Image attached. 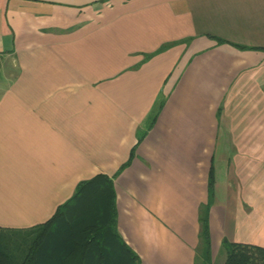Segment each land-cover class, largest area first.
<instances>
[{
	"label": "crops",
	"instance_id": "crops-1",
	"mask_svg": "<svg viewBox=\"0 0 264 264\" xmlns=\"http://www.w3.org/2000/svg\"><path fill=\"white\" fill-rule=\"evenodd\" d=\"M97 174L137 264L264 247V0H0V227Z\"/></svg>",
	"mask_w": 264,
	"mask_h": 264
},
{
	"label": "trees",
	"instance_id": "trees-1",
	"mask_svg": "<svg viewBox=\"0 0 264 264\" xmlns=\"http://www.w3.org/2000/svg\"><path fill=\"white\" fill-rule=\"evenodd\" d=\"M213 177L208 188L211 196ZM115 194L112 181L103 174L78 183L72 197L58 206L44 222L28 229L1 228L29 232L32 239L24 256L15 261L0 245V264H137L138 255L122 240L115 226ZM208 204L200 210L199 245L203 264H211L208 231ZM2 236L0 235V238ZM223 264H264V247L254 244L221 242Z\"/></svg>",
	"mask_w": 264,
	"mask_h": 264
},
{
	"label": "rangeland",
	"instance_id": "rangeland-1",
	"mask_svg": "<svg viewBox=\"0 0 264 264\" xmlns=\"http://www.w3.org/2000/svg\"><path fill=\"white\" fill-rule=\"evenodd\" d=\"M0 245L6 248V250L12 255L15 261H19L32 239V234L29 232H12L4 231L0 234ZM198 252H200L198 250ZM197 252V253H198ZM221 248L218 250V254L215 256L211 264H222L224 262V253H220ZM196 264H203L200 258L196 259Z\"/></svg>",
	"mask_w": 264,
	"mask_h": 264
}]
</instances>
